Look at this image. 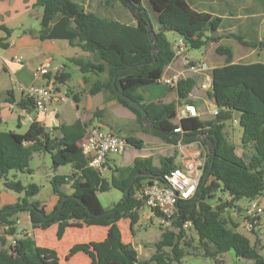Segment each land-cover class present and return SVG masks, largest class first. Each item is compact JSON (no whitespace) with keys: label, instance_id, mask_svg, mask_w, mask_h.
Listing matches in <instances>:
<instances>
[{"label":"trees","instance_id":"trees-1","mask_svg":"<svg viewBox=\"0 0 264 264\" xmlns=\"http://www.w3.org/2000/svg\"><path fill=\"white\" fill-rule=\"evenodd\" d=\"M34 1L35 6L42 9L38 33L40 40H66L70 46L89 54L88 61L75 59L71 62L82 75L91 73L98 77L88 90L90 96L104 93L108 100H117L134 113L137 123L145 131L167 143L176 145L178 140L183 144L197 141L206 146L207 152L202 155L205 157L203 176L194 197L179 206V215L174 221L176 232L163 229L159 240L154 243L153 254L148 259L140 260L133 246L122 240L118 222L122 219H128L132 224L137 222V211L142 204L133 197L136 188L144 181L176 168L175 156L160 158L159 166H155L150 157L135 158L131 165L115 167L110 178L104 179L87 166L82 155L78 143L84 135V128L80 122L54 129L59 132L58 136L48 133L36 121L23 134L0 131V180L4 189L21 195L16 204L0 211V243L10 244L0 250V264H58L56 261L45 262L35 241L27 234L16 236L15 222L11 218L20 212L28 213L32 229L45 230L57 225V240L62 238L69 221H78L85 226L109 227L108 250L99 264H182L187 256L197 257L187 253L186 248L190 245L183 242L185 231L177 229L184 220L191 222L190 228L198 236L203 259L210 258L214 264H223L222 256L233 252L237 259L250 264H264V257L256 246L229 228L221 218V214L226 209L234 208L239 200L255 198L264 191V64L233 63L232 50L217 46L215 52L224 56L225 63L211 71L209 98L218 113L209 120H200L198 116L183 118L180 121L183 132L180 139V135L174 133L176 110L182 103L195 104L189 98L195 80L184 78L177 82L174 89L176 102H145L138 91L156 84L172 62L171 43L165 33H175L187 42L189 48L199 49L209 42H217L214 33L219 29V18L194 10L186 0H148L158 23L157 30L152 27L156 49L153 52L147 33L151 18L142 6V0H127L140 10L138 14H134L124 0H118L132 14L135 23L100 16L74 0ZM105 3L110 5L108 0ZM234 38L241 41L236 35ZM243 43L264 52V40ZM114 78L115 87L143 107L153 129L146 130L139 113L119 99L112 87ZM66 79L68 74L61 73L56 77L59 82ZM72 99L77 103L75 96ZM8 101L14 103L11 98ZM16 105L27 112L33 110V102L27 96L22 97ZM234 114L239 119L241 145L252 146L254 150L249 161L238 156L235 147L225 138V123ZM201 134L204 136L201 141L191 137ZM125 138L128 145L137 149L143 147L141 140L133 136ZM37 153H48L55 170L60 166H71L70 175H54L50 180L58 203L49 213L34 199L39 193L35 184L23 185L14 179L15 174L12 178L8 176L10 172L31 174L28 165ZM136 174L139 177L134 178ZM65 184H69L70 195L61 190ZM130 184L126 198H121L111 210H104L98 194L116 189L123 195ZM216 191L225 194L227 200L213 207L208 201ZM65 197L66 200L62 202ZM29 205L33 209H28ZM6 237H12L14 243L8 242Z\"/></svg>","mask_w":264,"mask_h":264},{"label":"crops","instance_id":"crops-1","mask_svg":"<svg viewBox=\"0 0 264 264\" xmlns=\"http://www.w3.org/2000/svg\"><path fill=\"white\" fill-rule=\"evenodd\" d=\"M84 5V7L103 17H109L97 12V8L103 9L102 5L107 1L105 0H74ZM109 1V0H108ZM187 4L198 12H206L220 19L219 29L214 33L217 38V42H212V49L217 46L228 47L233 53V63L251 64V63H263L259 61V57L263 54V51L258 49H252L243 45L246 43H256L264 40V0H186ZM106 5V3H105ZM109 6V5H107ZM42 16V9L35 6L34 0H0V131L2 128H15L22 130L23 132L9 129L8 131L23 134L27 131L30 123L21 122V117L26 114V110L19 108L16 102L20 101L22 97L26 96L21 88H26L29 85L35 83V70L43 62L50 60L52 65L63 67V74H68V79L63 82L55 80L54 85L58 92L65 96L63 102H53L50 105L49 110L45 114H36L34 110L27 112L33 121L38 122L48 133L58 136L59 132L54 130L61 125H71L75 122H80L84 128V135L89 130L88 122L92 119L93 125L101 126V123L97 120L99 110L102 105L96 106L90 100H83L84 98L94 97L88 94V90L91 84L98 79L97 76L88 73L82 75L77 85L70 83V74L67 71L68 65H74L71 60L81 59L88 61L90 56L88 53L81 51L77 47H72L66 40H40L38 33L40 30V20ZM135 23V21H133ZM154 30H157L156 26L152 25ZM170 33L171 32H167ZM165 33V36L166 34ZM173 41L178 37L175 33H172ZM234 35L240 38V42L234 38ZM167 38V37H166ZM172 41V42H173ZM170 42V43H172ZM226 44V45H225ZM216 53V52H215ZM217 54V53H216ZM218 55V54H217ZM220 56V55H219ZM223 64L225 63L224 56ZM193 60V59H192ZM198 61V60H194ZM75 66V65H74ZM77 67V66H76ZM216 66H212V71ZM78 68V67H77ZM182 71V67L178 61L171 62L163 72V75L170 77L175 73ZM211 71L207 72V77L211 85ZM185 78H192L195 80V86L191 91L189 98L195 102L193 105L198 113L200 120L203 118L199 114V110L206 105L211 107V110H206L208 115L216 109L213 101L209 98L210 91H203L201 84L204 81L203 76H195L191 74H184ZM85 77L83 80L82 78ZM200 78V80H198ZM56 79V78H55ZM41 83V82H40ZM153 85V84H151ZM151 85H148L144 90L140 89L138 92L144 98L145 102H156L162 101L164 103L176 102L177 96L173 89L167 86L159 89H152ZM144 91V92H143ZM9 92V96L7 93ZM101 96L102 93H99ZM97 94V95H99ZM77 98V103L73 101V97ZM8 98L13 99L14 103H10ZM113 101L110 99L107 105H112ZM184 105L183 103L178 107ZM73 110H72V109ZM238 119L237 115H233ZM175 123V122H174ZM177 125V123H175ZM231 128H237L239 139L241 138V128L239 125L231 123ZM238 126L240 129H238ZM100 128L104 130L105 125ZM99 128V127H98ZM225 129V126H224ZM108 131V130H104ZM225 138L230 139L229 134L224 130ZM83 135V136H84ZM227 136V137H226ZM233 136V133H232ZM151 140H144L143 143L152 144L153 148H134L139 152H132L130 163L117 165L115 159L112 157L109 161V171L105 175L106 179L110 178L111 172L115 167H122L131 165L135 158H152L153 164L155 165L153 153L149 151H156L157 148H161L160 138L152 137ZM192 142L184 144V148L195 144ZM184 148L177 159L175 164L179 165L180 157L184 153ZM236 149V148H235ZM152 154H145L144 152ZM141 151V152H140ZM196 151L192 152L191 158L196 157ZM156 166V165H155ZM58 168L56 169V171ZM67 175L56 174L59 176ZM16 175V174H15ZM17 176V175H16ZM52 177L49 179V181ZM61 190L67 195L71 194L69 184L61 186ZM21 195L4 189L3 182L0 180V211L7 207L13 206L19 200ZM38 201V200H37ZM43 206L46 213L58 203V197L53 194L50 203L39 201ZM242 207V221L231 222L235 232L245 236L251 245L258 244L259 254L264 257V215L260 216L258 227L254 232L249 233L245 228L243 220V209ZM146 209L141 207L138 211V220L136 223H131L127 219V230L129 231V239H126L120 226H118L122 234V240L125 243H129L133 248L138 251V246L141 241L136 240L138 235V229L141 228L142 224H145V219L148 220V213L146 210L145 214L141 215V210ZM105 210V209H104ZM50 211V212H51ZM15 222L16 236L20 237L23 234H27L30 237L31 231H37L41 229H32L30 224V218L27 212H20L15 214L11 218ZM123 220V219H122ZM126 220V219H125ZM149 221V220H148ZM55 232L57 225L49 227ZM48 228V229H49ZM47 230V229H45ZM42 231V230H41ZM44 231V230H43ZM85 231V233H84ZM110 232L109 227L101 226H85L78 221H69L65 229V232L60 240H55L52 247H45L41 241H35L37 249L41 255V258L47 262H58V264H84L83 258L90 262L89 264H99L102 256L108 250L107 238ZM2 235V234H1ZM141 235V234H140ZM144 236H142L143 239ZM6 240L12 243V237H6ZM256 240V243H255ZM10 244L2 245L0 243V250L8 247ZM257 247V246H256ZM235 262H240L241 259L235 258L233 252H231ZM138 254V252H137ZM81 256L82 259H79ZM139 258V256H138ZM93 259V260H92ZM188 263L192 264L195 261H202L201 259L190 258ZM63 261V263H61ZM250 264V263H249Z\"/></svg>","mask_w":264,"mask_h":264},{"label":"rangeland","instance_id":"rangeland-1","mask_svg":"<svg viewBox=\"0 0 264 264\" xmlns=\"http://www.w3.org/2000/svg\"><path fill=\"white\" fill-rule=\"evenodd\" d=\"M106 1V0H105ZM110 5L107 6L102 5L103 9L97 8V12H100L103 15H107L111 18H116L122 22L125 23H133L134 18L132 14L122 6V4L118 0H109ZM142 6L149 12L150 18H151V24L156 26L158 28L157 19L155 17V14L151 11L148 0H142ZM167 39L172 42L173 35L172 33L166 34ZM212 42L207 43L205 46L199 48V49H188V54L191 59L198 60L200 62H203L205 66L208 68V71L210 72V68L212 66L220 67L223 65V58H221L219 55H217L214 52V49H212ZM226 45V44H225ZM259 61L264 62V52L263 54L258 58ZM67 71L70 74V83L72 85H77L79 80L82 77V74L78 70V68L74 65H68ZM200 80V78H198ZM147 87V86H146ZM152 89H161L162 87H165L162 83L160 84H153L151 85ZM145 87L141 88L144 90ZM140 90V89H139ZM144 92V91H143ZM101 96L96 95L94 97L84 98L83 100L87 101L90 100L94 105L100 106L101 101L102 105L99 110V114L97 117V120L99 123H101V126H98L99 128L103 129V125H105L104 130L111 131L115 134L127 137V136H133L139 140H151L152 137H156L153 134H151L149 131H145L136 121V116L134 113H132L129 109L123 107L118 103L117 100L111 99L113 101L112 105H107L109 103V100L107 99V95L102 93ZM72 109V108H71ZM73 110V109H72ZM206 110H211V107L209 105H206L202 108V110H199L200 116L203 118V120H209L213 118L212 115H208ZM175 123H178V121L175 119ZM88 129L91 127L97 126L93 125L92 119L88 122ZM230 120L225 123V131L229 134L230 139L227 137V141L232 144L236 149L235 152L238 156L242 157L245 161H249L252 154H253V148L252 146H242L240 143V139L238 136V132L236 131L237 128H231ZM9 129H14L18 132H23L24 128L22 130H17L15 126L13 128H2L3 131H8ZM238 129L239 126H238ZM233 133V136H232ZM204 138H200L199 141L203 140ZM160 140L161 148H157L156 151H149L145 154H152L154 157L155 165L159 166V160L162 157H172L175 156V159L178 158V156L181 153L180 150H178V147L176 145H173L171 143H167L164 140ZM142 141V140H141ZM143 142V141H142ZM183 144V143H182ZM184 145V144H183ZM153 145L149 143H143L144 148L149 147L152 149ZM184 148V146H183ZM183 151V150H182ZM195 152L197 156L203 155L205 152H207L206 146H202L200 142H197L195 144H192L190 146H187L184 148V153L187 156L186 158H191L190 154L192 152ZM132 152H139L134 150V148L128 146L126 147V150L123 155L121 156H114L115 163L117 165H123L130 163ZM141 152V151H140ZM177 166L178 163H177ZM29 169L31 170V174L27 173H9V178H12L13 174H16L14 179L19 180L23 185H28L30 183L35 184L39 188V193L34 197L35 200L43 201L50 203L53 193L50 185L49 179L53 177L56 174L61 175H67L71 171L70 165L60 166L58 170L52 168L51 165V159L50 155L48 153H37L34 154L29 162L28 165ZM146 182V181H144ZM143 182V183H144ZM122 198V194L117 191L116 189H109L107 192L98 194V199L102 205V207L105 210H111L114 208V206L120 201ZM227 200V196L225 194H222L218 191L214 192L213 198L210 199L208 202L211 204V206L215 207L216 205L223 204ZM249 202L248 199H242L235 203V207L231 209H226L222 214L221 218L224 219V221L227 223L228 227L233 228V225L231 222H237L242 221V207L247 205ZM262 207L264 208V202H262ZM51 210L48 211V213ZM146 213V209L141 210V215ZM264 215V213L262 214ZM260 215V216H262ZM127 219H123L120 221V226L122 227V231L124 233V236H126V239H129V231L127 230ZM145 224H142L141 221V228L138 229V235H136V240L140 241L138 246V256L140 260L148 259L154 252V243L157 242L160 238V234L164 228H161L155 223H152L151 221H148L145 219ZM172 232H176L175 230H172ZM85 233V231H84ZM141 234V235H140ZM142 236L143 239H142ZM30 237L37 242L38 240L41 241L42 245L45 247H52L54 245L55 239V232L53 229H47V230H37V231H31ZM183 242H187L190 247L186 248V251L189 255H197V257H191L187 256L184 258L182 264H190L188 263L190 258H196L201 259L202 261H195L192 264H214V261L210 258L203 259L202 258V251L198 244V236L197 234L190 228L185 231V237L183 239ZM256 243V240H255ZM79 259H82L81 256H79ZM223 264H249L250 262L241 260L240 262H235L233 255L231 252H228L222 256ZM85 261L84 264H89L90 262ZM93 260V259H92ZM63 263V261H61ZM70 264V262L68 263ZM93 264L94 261H93Z\"/></svg>","mask_w":264,"mask_h":264},{"label":"built area","instance_id":"built-area-1","mask_svg":"<svg viewBox=\"0 0 264 264\" xmlns=\"http://www.w3.org/2000/svg\"><path fill=\"white\" fill-rule=\"evenodd\" d=\"M189 46L182 37H177L171 43L173 53L172 62L178 61L182 71L175 73L170 77L162 75L156 84L162 83L170 89H175L177 82L184 79V74L203 76L204 81L201 84L203 91H210L211 85L207 77L208 68L203 62L194 61L188 54ZM63 72L61 65L54 66L50 60L40 64L35 70V83L26 88H21L25 95L33 102V110L36 114H45L53 102L65 101V96L57 91L54 85L55 78ZM41 82V83H40ZM218 113V109L213 110L210 115L213 117ZM198 113L192 104H184L177 107L175 119L178 121L174 133L182 134L180 121L187 117H196ZM21 122L32 123V117L26 112L21 117ZM232 124L239 125V119L232 117ZM180 139L182 135L179 136ZM79 147L82 155L87 161V166L105 178L109 171V161L114 156L124 154L128 143L124 136L115 134L111 131H104L94 126L91 127L82 139L79 141ZM176 146L178 150L183 149L181 140H178ZM205 157L200 155L193 158L180 157L179 166L146 181L139 185L134 192V199L146 208L148 220L157 224L164 230L172 231L174 221L179 215V206L184 202L192 200L203 176ZM264 202V191L257 197L249 199L248 204L243 209V220L245 228L249 233L255 231L258 227L260 215L264 213L262 207ZM191 227L189 220H184L177 229L188 230ZM14 243V242H12ZM257 246L258 244H253Z\"/></svg>","mask_w":264,"mask_h":264},{"label":"water","instance_id":"water-1","mask_svg":"<svg viewBox=\"0 0 264 264\" xmlns=\"http://www.w3.org/2000/svg\"><path fill=\"white\" fill-rule=\"evenodd\" d=\"M124 2L126 3V5L131 9V11L134 13V14H138L140 12V10L138 8H136L134 5H132L131 3H129L127 0H124ZM147 33H148V37L149 39L151 40V44H152V51L153 52H156V49L154 47V41H155V35H154V32H153V29H152V26L151 24L148 25V29H147ZM130 68V67H129ZM128 69V68H127ZM121 71V70H119ZM112 87L115 91V93L117 94V96L119 97V99L121 100H124L128 103V105L135 109L139 115H140V121L143 125V127L146 129V130H151L153 129V126L151 125V123L147 120V117H146V112L145 110L143 109V107L138 104L137 102H135L134 100L124 96L116 87H115V78L114 80L112 81ZM192 138L194 139H197L199 140L200 138H204V136L201 134V135H192L191 136ZM136 177H139V174H136L134 178ZM133 178V179H134ZM132 183V182H131ZM131 184L128 186V188L125 190L124 194L122 195V198L125 199L126 198V195L129 191V188H130ZM66 200V197L63 198L62 202H64ZM77 201L80 202L79 199H77ZM28 209H33V206L32 205H29L27 207ZM85 210H88V207L87 206H84ZM39 214H41L42 216H44L41 212H38ZM44 219H46V217L44 216Z\"/></svg>","mask_w":264,"mask_h":264}]
</instances>
